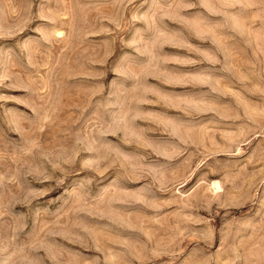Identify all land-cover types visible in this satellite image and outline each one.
Returning <instances> with one entry per match:
<instances>
[{
	"label": "rangeland",
	"instance_id": "obj_1",
	"mask_svg": "<svg viewBox=\"0 0 264 264\" xmlns=\"http://www.w3.org/2000/svg\"><path fill=\"white\" fill-rule=\"evenodd\" d=\"M0 264H264V0H0Z\"/></svg>",
	"mask_w": 264,
	"mask_h": 264
}]
</instances>
